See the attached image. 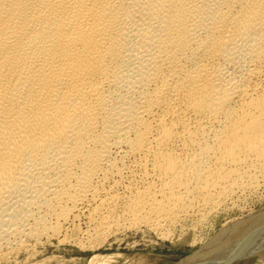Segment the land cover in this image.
Wrapping results in <instances>:
<instances>
[{"label": "bare ground", "instance_id": "1", "mask_svg": "<svg viewBox=\"0 0 264 264\" xmlns=\"http://www.w3.org/2000/svg\"><path fill=\"white\" fill-rule=\"evenodd\" d=\"M263 186L264 0H0V259ZM262 210L193 263L264 253Z\"/></svg>", "mask_w": 264, "mask_h": 264}, {"label": "rangeland", "instance_id": "2", "mask_svg": "<svg viewBox=\"0 0 264 264\" xmlns=\"http://www.w3.org/2000/svg\"><path fill=\"white\" fill-rule=\"evenodd\" d=\"M263 188L260 193L239 198L236 205H222L207 213L202 220L196 218L192 221L191 218L185 226L173 225L169 228L170 233L168 231L165 235L146 227H129L108 238L87 239L86 232H83L87 229V223L81 221L79 238H67L66 241L54 239L51 243L45 241L47 243L42 242L44 244L40 243L36 247L30 246L31 250L22 249L20 255L15 252L7 260L0 259V264H194L208 254L213 253L215 256L220 248L216 246L217 243L225 239L228 231L239 222L263 211ZM225 242H228L227 238ZM242 253L226 261H218L217 257L214 259L210 255L211 262L204 264H264L263 252L251 250L248 255Z\"/></svg>", "mask_w": 264, "mask_h": 264}]
</instances>
